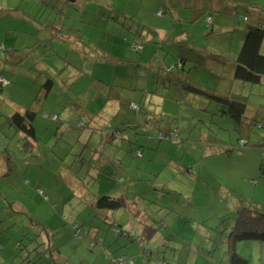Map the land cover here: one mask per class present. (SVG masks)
Returning a JSON list of instances; mask_svg holds the SVG:
<instances>
[{"label":"rangeland","instance_id":"obj_1","mask_svg":"<svg viewBox=\"0 0 264 264\" xmlns=\"http://www.w3.org/2000/svg\"><path fill=\"white\" fill-rule=\"evenodd\" d=\"M238 1L244 0H182L174 10L163 7V0H76L70 3L62 20L69 30H88L89 35L94 32L90 37L96 47L94 61L98 66L94 68L88 55L86 60L83 58L78 45L73 50L64 46V39L57 41L56 51L63 52L64 57L55 60L52 78L55 91L42 100L37 117L54 113L59 115L60 121L70 125L82 123L87 127H69L67 130L72 132L73 138L69 140L63 138L67 130L61 131L60 136L57 134L58 143L44 137L39 140V148L32 146V151L28 152L22 150L26 141L20 139V135L14 140L15 129L7 118L16 111L12 103L25 109L30 106L35 100L31 101L32 88L38 94V88L43 85L37 81L43 75L41 62L38 60L36 66L28 63L22 52L28 46L26 40L37 45L36 38L47 39L48 25L60 28L58 22L53 25V19L64 4L53 0L51 5L56 9L49 10L36 0H0V44L6 47H3L5 55L17 54L11 63L1 65L0 62V90H3L0 94L4 98L0 99L1 264H19L18 256H14L21 250L18 245H27L35 237L46 251L42 263L110 264L105 252L112 258H128L127 251L137 254L138 245L150 255L149 261L146 258L147 264L151 261L150 264L225 263L223 253L228 250L225 242L232 220L223 222L222 219L232 218L244 204L252 207L256 203L264 213V127H257L258 123L264 126V105L255 104L257 109L260 107L259 112L255 108V117L262 115L260 120L250 114L245 124L251 125L237 131L234 121L221 119L225 107L201 97H196L197 106L178 100L168 102L164 98L163 108L162 99L167 92L162 89L161 79L154 80V72L155 76L162 77L164 72L160 68L177 65L180 49L186 47L193 51L203 49L205 52L198 53L201 58L211 62V68L222 71L225 60L234 57L244 39L243 29L247 23L244 18L248 10ZM258 5L263 4L258 2ZM214 9L219 12L210 11ZM29 16L33 19L26 22ZM208 18L214 19L213 25L212 22L207 25ZM216 23L220 30L215 28ZM12 31L15 44L18 43L11 53L8 49L14 45L9 38ZM107 35L118 42L110 45V52L103 56L100 50ZM219 38H223L224 43H220ZM131 42L135 43L133 50L135 46L141 50L130 52ZM214 42L219 45H210ZM125 43H129L127 48ZM44 50L38 47L36 57ZM48 55L51 57L52 52L48 51ZM65 59L77 65L83 77H78V72L66 65ZM2 69L4 78L10 82L4 86L1 85ZM73 72L74 76L67 78ZM15 74L17 76L12 77ZM159 80L160 86L157 85ZM2 88H6L5 91ZM144 88L154 91L159 88L158 94L163 97L156 101L157 107L143 106L140 98L145 95ZM115 96L124 100L122 106L117 104L124 114L118 111L120 114L111 123L106 114L115 102L106 103ZM130 101L137 105L136 112L126 108ZM77 106L83 115H76ZM94 119L98 122L96 127L90 125ZM116 123L125 125L129 132L125 138V165L132 171V183L136 187L133 192L129 186L123 197L129 200L128 208L100 210L90 207L89 201L93 195L97 200L107 192L105 171L96 170L95 174L93 163L102 162L103 158H96L109 151L112 155L117 151L116 159H122L120 148L104 142V136ZM163 123L170 124V129L163 127ZM148 128H156L154 136L145 132ZM2 135L9 140H4ZM214 140L220 144L209 148ZM241 140L246 142L245 146L240 145ZM6 144L9 147L5 151ZM137 150L142 153L141 158L133 157ZM209 154L214 155L212 159ZM178 166L185 175L176 179L175 171L180 172ZM200 166L205 168L200 172L199 181L190 182L188 169L198 171ZM26 168L29 172L21 178L19 174ZM122 183L123 187L126 181L122 179ZM222 185L226 186L223 192L218 190ZM131 199L135 200L142 216L131 214ZM150 223L157 230L153 236L139 235L138 224L144 228ZM127 225L137 228L136 232L126 228ZM73 227L79 230V237H75ZM113 227L123 234L115 237ZM93 243L97 246H92ZM236 252L249 264H264V242H239ZM139 260L137 264H141V258Z\"/></svg>","mask_w":264,"mask_h":264},{"label":"crops","instance_id":"obj_2","mask_svg":"<svg viewBox=\"0 0 264 264\" xmlns=\"http://www.w3.org/2000/svg\"><path fill=\"white\" fill-rule=\"evenodd\" d=\"M179 1H182V0H163L162 4H164L163 7L174 10L175 6L177 5V3ZM75 2H76V0H75ZM258 2L262 3L263 5H258ZM237 3L239 5H242L243 7L247 8V10H248V16H246L247 17V19H246L247 23L259 24L262 21L264 22V0H260V1L244 0V1H241V2L238 1ZM54 8H55L54 6L50 7L51 10H53ZM253 8H255V9H253ZM59 9L62 10V6H60ZM59 9H57V10H59ZM256 10H257V12H256ZM210 11H214L216 13L219 12L218 9H214V10H210ZM172 12L173 11H171L170 13H172ZM158 13H160V12H158ZM32 19H33V17L29 16V17H27L26 22H31ZM62 19H64L63 14L59 18H57V17L54 18V22L55 23L56 22L59 23V27H60L59 29L60 30L57 29V28H55L53 30V28H51V25L46 28L47 31H48L47 32V35H48L47 39L44 38L42 41H39L36 38V35H29V37H35L36 41H38V43H37V45H34V44H32V43H30L29 41L26 40V43L28 44V46L26 45V47H25L26 49H24V52H22V55H24V54L26 55L25 56V61L27 60L28 63L33 62V65L36 66V65H38V60L41 62L42 65H41V69L40 70L42 72L43 77H42L41 80H38L37 83H40L42 85L48 79L54 78V76H55V68H54L55 60L58 61V59L61 58V56L64 57V53L63 52H58V50L56 51V48H55L54 45H55V43H57V41H60V40L64 39L63 40L65 42L64 46H66V48H68V49H73V50L78 45V49L80 50V54L83 56V58L86 60L87 55H88L92 59V61L94 62V64H93L94 68L96 66H98V62L94 61L96 47L93 45V41H92L93 39L90 37V35H92L94 32H90V35H89L88 30H83L82 32L74 31L73 28L69 30L67 25L63 22ZM211 22H212V25H213L214 24V19L213 18H212ZM55 23H54V25H55ZM92 24L95 25L94 23H92ZM216 24L217 25L215 26V28L217 30H220L219 24L218 23H216ZM83 25H85V24H83ZM234 25L235 24L232 23V28H233V30H236ZM11 33L12 34H9L10 35L9 38H11L13 40L14 45L11 48L9 47L10 49L8 50V52L10 51L12 53L15 50L14 48L16 47L18 41L15 44L14 38H16V37H14L13 31ZM18 33L20 34V32H18ZM245 33H246V29L244 28L243 29V36L245 35ZM6 36H8V34ZM219 39H220V43H224L225 40L223 38H219ZM140 40L144 41V38L142 36H140ZM117 42H118V40L112 39L111 35H107L106 37H104V43H103V46H102V48L100 50L101 52H103V56H105L106 54H108V52H110V45H114L113 43L117 44ZM67 43H68V45H65ZM128 44L129 43H125L124 47L127 48L126 46H128ZM130 44H131V46H130L129 50H130V52H132L131 47L135 43L131 42ZM210 45H213V46L214 45H219V43L216 42V44H215V42H214V43H210ZM241 45H242V43H241ZM241 45H240V47H241ZM0 47H2L1 44H0ZM3 47L6 48L5 45H3ZM38 47H42L43 49H46L43 52H41L39 58L36 57V49ZM48 51L52 52L51 57H49ZM201 51L205 52L203 49H198L197 51H193L192 49H189L187 47L184 48V49H180V57L182 59H184V64H183L184 68H183V70H186V72L188 74L186 75L185 73H183V70H181L182 73H179V75L183 76V77L186 76L187 80L190 83H192L193 85H195V86H197L199 88H203V89H205V90H207V91H209L211 93H214V94H217V95H220V96H226L227 97V96L241 95L243 97H246L247 98V100H246V104L247 105H246V110H245V114L244 115L247 116L248 119H249L250 118V114H251L252 115L251 117L253 119L256 118V119L260 120L262 115L261 116L258 115L257 117H255V114H256V112H255V108H256L255 104H257V106H263L264 105V73H263L262 78H261V80H260V82L258 84H250V83H247V82H243L241 80H238L235 77V73L237 71V54H238L239 51L237 53H235L234 57L231 58L230 60H225L226 63H224V66L222 68H220V69H223L222 71H220L219 69L211 68V66H210L211 62H209V61L205 62L204 59H202L201 56L198 54ZM260 53H261V55L264 56V41H263V43H262V45L260 47ZM66 54L67 53H65V55ZM9 55L6 54V55H4L3 57L0 58V62H2L1 65H3L4 63H8V62L11 63L12 61H14V59L17 56V54H14L11 57H9ZM109 57H110V54H109ZM2 59H4V60L2 61ZM49 59H51V60H49ZM65 60L67 61L66 65L72 67L75 71L78 72L77 65L74 66L69 60H67V59H65ZM100 60L102 61L103 59H100ZM188 63H189V69L187 70L186 69V64H188ZM163 66H166V62L163 63ZM99 67L104 70L103 66H99ZM160 69H161L160 71L164 72L163 71L164 67L160 68ZM78 74H79V72H78ZM4 76H5L4 75V69H2L1 78L2 77L4 78ZM16 76H17V74L13 75L12 77H16ZM73 76H74V72H73L72 76H68L67 78H71ZM78 77H83V76L79 74ZM207 81H211V83L207 85V83H206ZM162 82H164L162 87L167 88V90L166 89L165 90L168 93L167 98L163 97V99H162L163 108H164L163 104L166 102L164 100V98H166L168 100V102H169V101H175V99L179 98V97L183 98V100H182L183 102L188 103L191 106H197L196 102L198 100H197L196 97H190V96L184 95V93L181 91V89L179 87L176 88L175 83L166 82V81H162ZM160 84L161 83H159L158 86H160ZM1 85L4 86L2 83H1ZM54 85H55V83H54ZM213 88H215V89H213ZM240 88H243V89H240ZM255 88H257L258 90H256ZM2 89H4V91H5L6 88H2ZM7 89H10V88H7ZM38 89H39L38 95L39 94L42 95V91H41L42 88H38ZM158 89L159 88H157L155 90L158 91ZM53 90L54 89H51L50 94L53 93L52 92ZM1 91H3V90H0V93H1ZM32 93H33V98L31 99V101L34 100L35 97H37V93L35 92V88H32ZM50 94L47 95V98L50 96ZM0 99L1 100L4 99L3 95H1V94H0ZM76 99H78V97ZM158 100L160 101L161 99H158ZM34 101H32L33 105H34ZM64 101L67 103L66 100H64ZM141 101L143 102V106L144 107H146L147 105L148 106L157 107V104H158V102L154 101L151 97L150 98H144ZM110 102H115V103H114L113 106H110L111 109H110L109 113L107 112L106 118L108 120H111V123H112V122H115L114 120L116 118L115 116L117 115V112L118 111L121 112V109L118 108L117 104H120L122 106L124 104V100L120 96H115L111 100L107 99V103L106 104L108 105V103H110ZM32 103L30 104V106L28 108L33 107ZM12 105H13L14 110H16L15 112H17V111L23 112L24 110H26L25 106H22V105H19V104H14V103H12ZM126 106H127V104H126ZM220 106L223 107L222 105H220ZM259 109H260V107H258V109H257L258 112H259ZM252 111H253V114H252ZM224 112H226V110ZM262 112H264V107L262 109ZM76 115L77 116L83 115L82 112L80 113V110H79L78 106H77V110H76ZM221 119L224 120V119H229V118L222 117ZM229 120H232V119H229ZM47 123L48 122L45 119H43L42 116H41V118H37L36 119V123H35L34 126H36V130H37L36 136H37V138L39 140H41L44 137L53 138L54 132L52 134V131H54V128H52V127H54V124H47ZM97 124H98V122H95V119L90 123V125L94 126V127H96ZM234 124H235V122H234ZM114 125H119V123H116ZM114 125H112L110 127L112 131L115 128ZM163 125H164L163 127H165V128L166 127L167 128L170 127V124L167 126L166 123H163ZM44 127H45V129H43ZM243 127L239 128V130L241 131V129ZM257 127H264L263 123H258ZM155 129L156 128H154V129L153 128H148L145 132L146 133L151 132V135L154 136L155 135V133H154ZM112 131L104 136L105 137L104 142H111L110 143L111 147L120 148V152H122V154H123L121 156L122 159H120V160L116 159L117 151L113 155H112V152L109 151V152L103 154V156L101 157V158H103L102 162L101 161L100 162L96 161V162L93 163V168L95 170L94 171L95 174H96V170H99V171L104 170L105 171V174H103L105 176V178H106V186H107L106 187L107 188L106 189L107 192L105 193V195H107L109 197H113V198H118V197H121V193H123V195L126 196V193H127V190L129 188V186L133 188V192H134L136 186H135V184L132 183V178H131L132 171L128 168L127 165H125V158L127 157V151H126L127 148H124V147H125V145L127 146V142H126L125 138L124 139H114L113 140V138H111ZM70 136H72V135L69 133V136L67 135V137L71 138ZM16 137H18V136H15L14 140L16 139ZM214 141L215 142L210 143L209 148L212 146V148L214 149V147L218 146V143L220 144V142H218L216 140H214ZM153 143H154V140L152 139L151 146H153ZM7 147H9V144L6 145V148ZM122 148H124L125 150L124 149L122 150ZM205 151L206 150L203 149L202 153L204 154ZM134 153H133V157H135L134 155L136 154V153L135 154ZM213 156L214 155L209 154V158L212 159ZM99 157L100 156H98L96 159H98ZM143 157H144V155H143ZM14 168H17V167L14 165ZM137 168H139V167H137ZM176 168L180 169V172H181L180 173L177 170L175 171V173L177 175L176 179L184 177L185 174L183 172L184 170L181 169L182 167L178 166ZM204 168L205 167L200 166L198 171L190 170L191 168L188 169L187 173H188L189 181L190 182L199 181L200 172H201V170H204ZM35 171H36V169H35ZM28 172L29 171L26 168L22 174L21 173L19 174V176L21 178H25V176H26V174ZM100 176H101V174L97 175V180L100 178ZM119 178L124 179V182L126 181V184L123 185V187H122L123 183L118 181ZM127 182H128V184H127ZM156 186H158V185H156ZM225 188H226V186L222 185L220 188H218V190L223 192L225 190ZM131 200H133V199H131ZM95 201H96V198L93 195L92 199L89 201L90 202L89 203L90 207H94ZM134 201L135 200L130 202L131 206L133 208V212L131 214L137 215L136 217H140V216H142L141 215L142 212H141V210H139L137 208V206L135 205ZM131 222H132V220H131ZM150 226L153 227V225L151 223H150ZM126 228L133 229L134 233L137 230V228L136 229L133 228V225H132V227L127 225ZM138 228H139V231H141V233L139 235H141V234L143 235V227L140 224H138ZM121 233H122V231H121ZM125 237H127V236H125ZM127 238L131 239V236H130V238L129 237H127ZM1 240L2 239H0V241ZM140 246L141 245H138V249L139 250H136L137 254L132 255V253H129L128 251H127L126 254L129 257H137L141 252H146V250H141ZM1 250H2V247L0 246V251ZM104 255H105V253H104ZM14 256H18V259H19V262H20L19 264H24V263H21V258H20L21 256L18 255V252H17V255H14ZM1 258L2 257L0 255V261H1ZM138 260H139V257H137V260L134 263L126 262L124 264H137ZM140 263L144 264L142 260H141ZM150 263H148V264H150Z\"/></svg>","mask_w":264,"mask_h":264},{"label":"trees","instance_id":"obj_3","mask_svg":"<svg viewBox=\"0 0 264 264\" xmlns=\"http://www.w3.org/2000/svg\"><path fill=\"white\" fill-rule=\"evenodd\" d=\"M53 0H36V3L38 5H45L48 6L49 10L50 7H53L51 5V2ZM60 1V4L62 6V10L59 9L56 12L55 18H59L63 12L64 9H67L69 6V2L67 0H57V2ZM64 2V3H61ZM65 7V8H64ZM55 9V8H54ZM255 9V8H253ZM257 12V10H256ZM161 16H163V13H160ZM210 19V21H208ZM245 21H247V17L244 18ZM54 20V19H53ZM61 20V19H60ZM212 19H207V25L211 23ZM55 23V22H54ZM53 23V25H54ZM50 26V25H48ZM53 29H55L53 27ZM246 33L243 36V41L241 48L237 54V71L235 73V77L238 80H241L243 82H247L250 84H258L262 78V75L264 73V56L260 53V47L264 41V22H260L259 24H249L246 23L245 26ZM60 30V29H59ZM115 44V43H113ZM134 46V44H133ZM133 46L131 47V50H133ZM139 47V46H137ZM9 50V49H8ZM141 48L133 50L135 52H139ZM5 49H3L2 52H0V57H3ZM184 59L179 57L178 64L175 66H171L168 64L165 69H163L164 73L163 76H155L156 72H154V80L158 81V79H161L162 81L166 82H172L175 83L176 88H180L181 91L184 93V95L190 96V97H201L203 99H206L207 101L215 102L217 104L222 105L226 108V112L222 113V117H226L229 119H232L235 122L236 130L240 131L239 128L245 127V122L248 120V117L245 116V110H246V97H243L241 95H234V96H220L214 93H211L203 88H199L192 83H190L187 80L186 76H180L179 73H182L181 70H183L184 66ZM183 73L186 75L188 74L186 70H183ZM5 79V78H1ZM6 80V79H5ZM9 82V81H8ZM159 83L160 80H159ZM10 84V82H9ZM158 85V84H157ZM51 89H54V81L52 79H48L44 82L42 86V95H38L35 97L34 105L31 108H27L23 112H14L7 118V122L14 126L15 134L14 137L18 134L21 136L20 139L26 141V143L22 144V150L30 152L31 147L34 146V148H39V139L36 136L37 130H36V119L37 117V109L38 106L42 104V100L47 98V95L50 94ZM146 90L144 97L140 98L141 100L144 98H152L154 101H159L158 99H161L160 96H162L158 91H154L152 88H144ZM163 89V88H162ZM167 90V88H164V90ZM165 90V91H166ZM153 92V93H152ZM167 92V91H166ZM168 93L165 94V97L167 98ZM139 95L137 94V97ZM163 97V96H162ZM175 100H178L180 102H183V98H176ZM185 100V99H184ZM130 110H135V112L138 110L137 105L130 101L127 103L126 108ZM120 114L117 112V115ZM123 115L124 113L121 112ZM42 118L45 119L48 124H54V131H52L53 138L51 140H55V143H58L56 141V138L58 137L57 134L60 136V132L67 130L69 127H74L76 129H84L87 126L82 123H77L75 125H70L64 121H60V117L57 114H43ZM50 121H54L55 123H51ZM89 125V123H87ZM246 126H250L246 125ZM46 127V126H45ZM45 127L43 129H45ZM114 130L112 131L111 138L114 139H124L129 136V132L126 130L125 125L120 124L114 125ZM122 127V128H118ZM59 129V130H58ZM58 131V132H57ZM69 133L72 135V132H69V130L64 132V140L73 139L67 137L69 136ZM17 135V136H18ZM125 135V136H124ZM4 140H7L8 137L5 135H2ZM66 136V137H65ZM19 137V136H18ZM161 139H163L162 136H160ZM9 140V139H8ZM243 142L244 145L240 143L241 146H245L246 142ZM111 142H105V144H110ZM7 145V144H6ZM6 145L4 146V150L6 151L8 147L6 148ZM107 153V152H106ZM136 153V154H135ZM134 156L137 158L142 157V153L137 150L135 152ZM100 159L103 156L99 155ZM8 160L11 159V156L7 157ZM10 158V159H9ZM13 160V159H12ZM119 182H122V179L119 178ZM124 195L118 198L109 197L107 195L100 196L94 204V208L100 209V210H109V211H120L125 208H128L129 203L128 199H123ZM126 197V196H125ZM131 205V203H130ZM250 204H244L241 209L237 210L235 213H233V217H227V219L223 218L222 221L225 222L226 220H232L231 224L229 225L230 228H228L229 232L226 235V244L228 245L227 249L224 250L225 252V258L224 264H249V261L245 259L244 257L240 256L236 252V245L239 242H264V213L259 209L258 206H256V203L250 207ZM30 222L33 223V220L30 218ZM36 224V223H35ZM37 225V224H36ZM76 227H73L74 235L76 231ZM115 237H119V235H122L121 231L117 228L111 229ZM157 230L150 226H144L143 228V235L146 238H150L153 236V234ZM48 236V235H46ZM75 237H77L75 235ZM128 237V236H127ZM130 238V237H129ZM37 238H33L32 241H28L27 245H18L19 250L18 255L21 256V263L24 264H50L49 261L43 262L42 259L46 255V251L43 249L42 244L37 243ZM97 244L93 243L92 246H96ZM49 251V250H48ZM52 254V252H50ZM105 256L110 260V264H124L126 262L134 263L137 260V257H129V258H112V255L110 253L105 252ZM139 258L143 261L144 264H146L147 260H150V255H147L146 252H141L139 254ZM147 258V260H146ZM152 262V261H151ZM54 263V262H53ZM161 262H159L160 264ZM52 264V263H51ZM166 264V263H162ZM171 264V263H169ZM173 264V263H172ZM176 264V263H175Z\"/></svg>","mask_w":264,"mask_h":264},{"label":"built area","instance_id":"obj_4","mask_svg":"<svg viewBox=\"0 0 264 264\" xmlns=\"http://www.w3.org/2000/svg\"><path fill=\"white\" fill-rule=\"evenodd\" d=\"M159 15H160V13H159ZM208 21H210V19H209ZM2 48H3V47H0V50H1L0 52L3 51ZM3 49H4V48H3ZM134 49H139V47L135 46ZM1 83H2L3 85H7V84H9V82H8L7 80H5V79H1ZM172 138L174 139V137H172ZM241 144L244 145L243 142H241ZM75 235H76L77 237H79L80 232H79L78 229H76V231H75Z\"/></svg>","mask_w":264,"mask_h":264},{"label":"water","instance_id":"obj_5","mask_svg":"<svg viewBox=\"0 0 264 264\" xmlns=\"http://www.w3.org/2000/svg\"><path fill=\"white\" fill-rule=\"evenodd\" d=\"M68 2H70V3H74L75 2V0H67Z\"/></svg>","mask_w":264,"mask_h":264}]
</instances>
